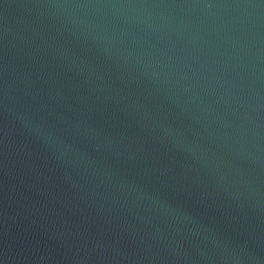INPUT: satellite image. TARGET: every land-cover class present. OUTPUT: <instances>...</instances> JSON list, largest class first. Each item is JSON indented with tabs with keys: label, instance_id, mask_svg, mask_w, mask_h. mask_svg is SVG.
<instances>
[{
	"label": "water",
	"instance_id": "95a60500",
	"mask_svg": "<svg viewBox=\"0 0 264 264\" xmlns=\"http://www.w3.org/2000/svg\"><path fill=\"white\" fill-rule=\"evenodd\" d=\"M0 264H264V0H0Z\"/></svg>",
	"mask_w": 264,
	"mask_h": 264
}]
</instances>
